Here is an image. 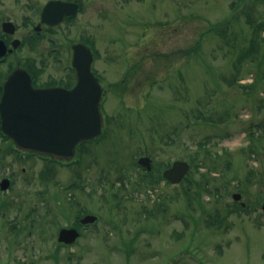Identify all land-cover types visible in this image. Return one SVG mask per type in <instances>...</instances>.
I'll use <instances>...</instances> for the list:
<instances>
[{"label":"rangeland","instance_id":"374dc122","mask_svg":"<svg viewBox=\"0 0 264 264\" xmlns=\"http://www.w3.org/2000/svg\"><path fill=\"white\" fill-rule=\"evenodd\" d=\"M30 1L0 0V16L21 19ZM80 1L83 12L53 37L67 55L73 42L93 43V66L108 85L103 134L79 148L75 173L55 165L48 175L41 161L0 155V179L11 177L0 190V264H264V44L253 36L264 0ZM235 39L260 46L239 69ZM197 42L200 52L185 56ZM43 44L32 56L45 63L44 76H57L51 44ZM143 155L162 170L187 161L193 183L160 178L146 190L128 182L119 189V171L130 168L133 180ZM184 188L199 199L189 205ZM233 192L246 209L233 204ZM85 213L96 221L79 225L74 243H60L59 228ZM216 215L227 218L225 229L207 224Z\"/></svg>","mask_w":264,"mask_h":264},{"label":"water","instance_id":"95a60500","mask_svg":"<svg viewBox=\"0 0 264 264\" xmlns=\"http://www.w3.org/2000/svg\"><path fill=\"white\" fill-rule=\"evenodd\" d=\"M77 4L62 0H49L43 7L42 18L48 11L57 15L47 20L60 22L64 15L74 14ZM264 16V11H263ZM9 24L10 22H6ZM72 65L76 81L72 88H35L31 78L22 67L14 68L7 77L0 101L2 129L14 144L25 151L49 154L53 158L69 159L75 146L92 139L102 132L103 116L100 101L105 91L98 78L91 71L93 54L82 42L72 45ZM5 48L0 49V54ZM138 163L151 169L149 156H141ZM189 170L188 162L174 160L163 171V177L172 183L179 182ZM9 180L3 178L0 188L7 189ZM239 194L234 197L239 198ZM264 215V201L262 203ZM96 215L86 214L82 223L92 222ZM79 231L75 227L61 228L58 241L72 243Z\"/></svg>","mask_w":264,"mask_h":264},{"label":"flooded vegetation","instance_id":"af4514ba","mask_svg":"<svg viewBox=\"0 0 264 264\" xmlns=\"http://www.w3.org/2000/svg\"><path fill=\"white\" fill-rule=\"evenodd\" d=\"M48 1L49 0H41V1L31 0L26 5H24L23 7L24 10L22 14L23 16L21 17V19L14 18V20H10L9 17L7 16H0V49H2L3 47L5 48V52L0 54V101L8 74L16 66H21L29 72L34 87H41V88L62 87L69 89L73 85L72 84L73 67L71 64L73 43L70 46L71 47L70 53L68 52L67 55L65 54L64 51L63 52L59 51V48L56 45L53 36L55 35L54 30L57 29V27H59L61 24L72 23L76 21L77 16L81 12H83L81 10H82V6L84 7V4L82 5V2L80 0H64V1L77 2L78 3L77 12L74 15L72 14L67 16L64 15L63 19L59 23H50L47 21L49 19V15L50 17H53L57 15V12L55 10L48 11L44 16V19L42 18L43 7ZM6 22H10V23L7 24ZM56 37H58L57 41H59L58 42L59 45L63 46L60 37L57 35ZM82 41L86 42L84 40ZM43 42H47L51 44L48 47L49 49L48 51L49 53L53 54V56L49 55L48 59L50 65L57 68L60 71V73L57 76H54L55 74H51L50 76H44L45 74L43 73L45 68L42 66H44L45 63L38 61L35 57L32 56V53L35 51L39 52V54H42L41 46H46L45 44H43ZM23 47H26L27 50H25ZM23 50H25L28 53L27 56L21 54ZM30 54L31 56L28 57ZM93 58H94V53H93ZM64 59L66 61H64ZM94 61L95 59L93 60V63ZM93 63H92V67H93L92 69H94L95 71ZM1 119L2 118L0 114V155H3L5 153L7 154L9 152L8 150L11 149L13 150L11 151V153H13L16 157L24 158L27 160L32 159L31 160L32 162L41 161L43 166L45 165V167L47 168L48 175L50 174V169L53 170L55 168L54 167L55 165L61 167L66 166L63 164H69L68 166L70 167L74 165L75 167L74 173L78 171V166L76 162L73 163V161H71L69 163H66L63 162V160L53 159L49 155L22 151L15 148L13 144L9 145V143L10 142L12 143V141L2 131ZM76 154H75V159H76ZM82 166L83 164L80 163L79 166L80 171H82L81 170ZM21 169L25 171L24 167H22ZM69 169L72 171L71 168ZM3 177H7L8 179L11 178V177L9 178L8 176H3ZM3 177H1V179ZM40 178L42 180L47 179L44 177L42 172L40 173ZM73 179L76 180V178ZM234 203L235 202L233 201V204ZM81 216L82 215L75 216V219H73L72 223L69 226H75L74 224H76L79 221Z\"/></svg>","mask_w":264,"mask_h":264},{"label":"trees","instance_id":"16d2710c","mask_svg":"<svg viewBox=\"0 0 264 264\" xmlns=\"http://www.w3.org/2000/svg\"><path fill=\"white\" fill-rule=\"evenodd\" d=\"M217 26H218V30L214 31V33H218L222 35V39H224L227 35L226 31H225V26L224 27H220L218 22H216ZM253 24V23H252ZM254 26L257 27V32L253 35L255 39L261 40L264 44V19L262 21H259L257 23L254 24ZM209 32H213V27L212 26H208V30ZM235 43L232 44V47H236L237 48V52L239 53V58L237 57L236 61L233 62V65L236 69H239V65L241 64V60L244 59H253L255 54L259 53V48L260 46L258 45V42L255 41L253 42L251 45L243 47L240 45L239 39H235ZM225 42V39L223 40ZM227 43H229V40L227 41ZM258 45V46H257ZM257 46V47H256ZM235 48V49H236ZM200 42L195 43L193 46L187 47L184 49V55H190L191 53H195V52H200ZM248 56V57H245ZM74 80V75H73V79ZM74 82V81H73ZM72 82V83H73ZM249 88H252V86L250 85V83L246 84ZM262 125V126H261ZM262 131L264 134V121L262 124H260ZM252 136V134H250ZM82 144L80 147L83 148ZM199 147H202V143H198ZM204 147V146H203ZM79 152H81V149L79 150ZM207 154H210L208 151H206ZM163 165H161V163L159 162H153L152 163V169L150 171H146L145 169H142V172H138V174H136L135 178L132 180L131 176L128 174V170H130V168H126L125 170H120L119 174L117 176V180H119L122 184L118 185L119 189H125L126 187V183H131V185L133 187H137V188H143V190H146L149 187H153L154 184H156L161 177V170ZM127 173V174H126ZM108 175V174H107ZM107 182L110 184V187H114L115 186V180L111 179V178H106ZM185 181H188V183H193V180L188 176L185 177L184 179ZM124 187V188H123ZM119 191V190H118ZM117 191V192H118ZM114 195H117L116 193H114ZM200 195V191L199 190H194L192 191L190 188H184V196L186 197L188 204L190 205V203L194 202L195 200L199 199ZM5 205V204H3ZM160 205V204H159ZM201 207V204H200ZM238 207V206H237ZM160 208V206H159ZM203 208V207H202ZM240 208V207H239ZM204 209V208H203ZM205 210V209H204ZM213 218L208 217L206 218L207 224H211L213 225L214 223H217L218 226H220V228H224L227 225V218H223L220 217L219 215L216 216H212ZM216 221V222H215Z\"/></svg>","mask_w":264,"mask_h":264}]
</instances>
